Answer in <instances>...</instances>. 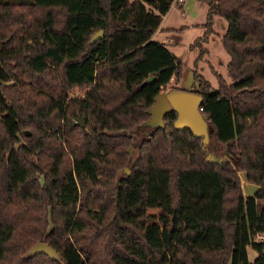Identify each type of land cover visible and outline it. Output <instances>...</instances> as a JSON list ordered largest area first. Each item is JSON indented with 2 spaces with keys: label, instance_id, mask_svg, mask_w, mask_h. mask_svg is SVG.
<instances>
[{
  "label": "trees",
  "instance_id": "obj_1",
  "mask_svg": "<svg viewBox=\"0 0 264 264\" xmlns=\"http://www.w3.org/2000/svg\"><path fill=\"white\" fill-rule=\"evenodd\" d=\"M203 1L194 65L219 15L232 79L192 72L205 143L174 110L142 125L182 75L152 39L173 0H0V264H264V0Z\"/></svg>",
  "mask_w": 264,
  "mask_h": 264
},
{
  "label": "rangeland",
  "instance_id": "obj_2",
  "mask_svg": "<svg viewBox=\"0 0 264 264\" xmlns=\"http://www.w3.org/2000/svg\"><path fill=\"white\" fill-rule=\"evenodd\" d=\"M206 9L207 5L203 0H184L181 6H174L173 3L167 12V16L164 17L161 25L164 29L161 30V35L165 37L164 41L167 44V48L181 60L182 75L179 83L176 84L172 80L162 89V91H168L173 87L182 90H191L193 83L192 72L194 69L200 72L211 83V89L215 90L217 82L210 65H212L228 83L232 82V79L229 77L226 70V65L230 56L223 48L221 42V35L225 29L226 21L219 15L214 17L212 25L213 31L209 35L207 42L202 43V46L205 47L208 52L198 61L196 67L194 65L195 58L198 55V48L194 47L191 49L190 44L197 37H200L204 31V28L197 24L204 21ZM79 91L81 90L74 89L71 92V95L80 94L81 92ZM80 121L83 120L80 119L76 123L79 124ZM25 133L29 134V131L25 130ZM135 151L136 147L132 146L130 154L134 156ZM125 170L126 172H129L128 167H126ZM241 175L242 186L244 187L245 184L246 189L253 191V189L256 188V185L247 182L243 172H241ZM245 192L250 193L246 190ZM148 213L150 215L149 225L151 228L149 236L155 242L163 243V225L160 220L162 212L158 208H149ZM257 238L260 239L262 237L259 235ZM247 254L250 261H253L256 257V252L250 245L247 246Z\"/></svg>",
  "mask_w": 264,
  "mask_h": 264
},
{
  "label": "water",
  "instance_id": "obj_3",
  "mask_svg": "<svg viewBox=\"0 0 264 264\" xmlns=\"http://www.w3.org/2000/svg\"><path fill=\"white\" fill-rule=\"evenodd\" d=\"M102 34V30L95 32L90 41H94ZM154 76L148 77L145 82L149 83ZM202 96L191 90H182L179 88H171L168 91H160L156 94L153 104L148 109L149 117L143 122L144 126H163V117L166 113L174 110L176 119L174 127L176 129H189L196 137H202L203 142H207L211 128L208 124L207 116L200 111V103ZM80 126L83 121H80ZM132 147L128 149L131 153ZM37 253H44L51 259H57L58 255L47 243L39 241L31 246L29 255L33 256Z\"/></svg>",
  "mask_w": 264,
  "mask_h": 264
},
{
  "label": "crops",
  "instance_id": "obj_4",
  "mask_svg": "<svg viewBox=\"0 0 264 264\" xmlns=\"http://www.w3.org/2000/svg\"><path fill=\"white\" fill-rule=\"evenodd\" d=\"M183 2H184V0H183L182 2H177V0H173L174 6H175V5H179V6H181V4H182ZM173 3H172V4H173ZM172 4L170 5L169 8H171ZM168 10H169V9H168ZM167 12H168V11H167ZM167 12L162 16V19H161V22H160L158 28L156 29V31H155L154 34L152 35V39H153L154 41L165 43V41H164V40H165V37H163V36L161 35V30H163L164 28H162L161 25H162V23H163V19H164V17L167 16ZM204 20H205V19H204ZM203 22H204V21H203ZM203 22H201L200 24H199V23H198V24L195 23V24L202 26V23H203ZM186 26H189V25H186ZM182 27H183V26H182ZM223 32H224V31H223ZM222 34H223V33H222ZM221 42H222V35H221ZM165 44H166V43H165ZM166 45H167V44H166ZM207 52H208V50H207ZM227 63H228V62H227ZM240 177H242L241 173H240ZM241 181H242V180H241ZM242 187H243V186H242ZM244 187H245V190L248 191V192H250V193L245 192ZM244 187H243V190H244V192L247 193V194H252V193L256 190V188H257V186H256V188L253 189V191H252V190L246 189L245 184H244Z\"/></svg>",
  "mask_w": 264,
  "mask_h": 264
},
{
  "label": "built area",
  "instance_id": "obj_5",
  "mask_svg": "<svg viewBox=\"0 0 264 264\" xmlns=\"http://www.w3.org/2000/svg\"><path fill=\"white\" fill-rule=\"evenodd\" d=\"M183 0H177V2H182ZM261 236V235H260ZM262 237V236H261Z\"/></svg>",
  "mask_w": 264,
  "mask_h": 264
}]
</instances>
